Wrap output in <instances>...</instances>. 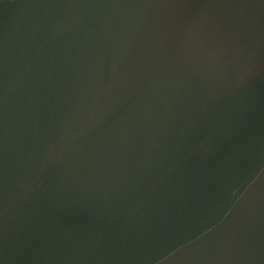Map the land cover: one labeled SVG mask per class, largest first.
<instances>
[{"label":"water","instance_id":"obj_1","mask_svg":"<svg viewBox=\"0 0 264 264\" xmlns=\"http://www.w3.org/2000/svg\"><path fill=\"white\" fill-rule=\"evenodd\" d=\"M0 264H264V0H0Z\"/></svg>","mask_w":264,"mask_h":264}]
</instances>
